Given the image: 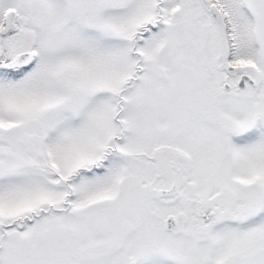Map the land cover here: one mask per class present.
<instances>
[{
	"label": "snow or ice",
	"instance_id": "snow-or-ice-1",
	"mask_svg": "<svg viewBox=\"0 0 264 264\" xmlns=\"http://www.w3.org/2000/svg\"><path fill=\"white\" fill-rule=\"evenodd\" d=\"M0 264H264V0H0Z\"/></svg>",
	"mask_w": 264,
	"mask_h": 264
}]
</instances>
